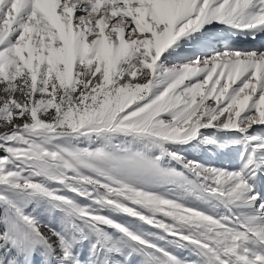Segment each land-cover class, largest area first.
I'll return each instance as SVG.
<instances>
[{
  "label": "snow or ice",
  "instance_id": "1",
  "mask_svg": "<svg viewBox=\"0 0 264 264\" xmlns=\"http://www.w3.org/2000/svg\"><path fill=\"white\" fill-rule=\"evenodd\" d=\"M0 264H264V0H0Z\"/></svg>",
  "mask_w": 264,
  "mask_h": 264
},
{
  "label": "rangeland",
  "instance_id": "2",
  "mask_svg": "<svg viewBox=\"0 0 264 264\" xmlns=\"http://www.w3.org/2000/svg\"><path fill=\"white\" fill-rule=\"evenodd\" d=\"M239 43H244V41H239L237 44ZM229 161L227 158H220L219 160H217V163H223V164H227Z\"/></svg>",
  "mask_w": 264,
  "mask_h": 264
},
{
  "label": "bare ground",
  "instance_id": "3",
  "mask_svg": "<svg viewBox=\"0 0 264 264\" xmlns=\"http://www.w3.org/2000/svg\"><path fill=\"white\" fill-rule=\"evenodd\" d=\"M237 46H239V47H245V46H247V42L239 43V44H237Z\"/></svg>",
  "mask_w": 264,
  "mask_h": 264
}]
</instances>
